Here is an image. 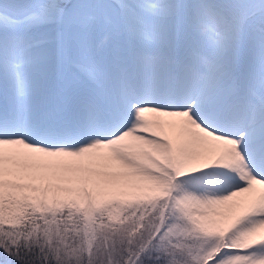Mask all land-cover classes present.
I'll return each mask as SVG.
<instances>
[{
	"label": "snow or ice",
	"instance_id": "1",
	"mask_svg": "<svg viewBox=\"0 0 264 264\" xmlns=\"http://www.w3.org/2000/svg\"><path fill=\"white\" fill-rule=\"evenodd\" d=\"M0 264H264V0H0Z\"/></svg>",
	"mask_w": 264,
	"mask_h": 264
}]
</instances>
